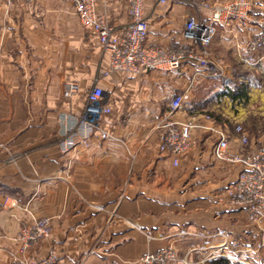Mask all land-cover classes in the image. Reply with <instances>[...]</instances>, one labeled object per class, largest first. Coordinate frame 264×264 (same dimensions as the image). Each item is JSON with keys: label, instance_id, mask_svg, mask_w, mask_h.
<instances>
[{"label": "crops", "instance_id": "0c3cea01", "mask_svg": "<svg viewBox=\"0 0 264 264\" xmlns=\"http://www.w3.org/2000/svg\"><path fill=\"white\" fill-rule=\"evenodd\" d=\"M251 1L264 16V0ZM99 11L117 28L129 22L125 1L104 0ZM144 13L148 45L184 42L190 0H145ZM259 30L219 27L210 52L226 66H263L264 55L245 52ZM89 37L85 41L67 0H37L33 7L0 0V264L42 260L52 252L57 264H139L145 254L168 247L178 254L171 264H214L234 252L241 264H255L245 239L258 229L228 201L241 167L213 155L221 134L233 153L244 152L235 128L249 101H234L222 80L202 77L191 65L177 74L111 73L99 80L112 108L103 123L109 137L94 136L91 148L63 153L62 131L70 122L64 119L84 114L86 88L97 79L103 48ZM102 64L108 70L107 53ZM71 80L81 91L69 101L63 91ZM182 95L184 106L173 118L196 125L195 146L175 165V157L159 151L160 123ZM40 217L51 218L52 232L22 255L20 230Z\"/></svg>", "mask_w": 264, "mask_h": 264}, {"label": "built area", "instance_id": "2783aa9c", "mask_svg": "<svg viewBox=\"0 0 264 264\" xmlns=\"http://www.w3.org/2000/svg\"><path fill=\"white\" fill-rule=\"evenodd\" d=\"M23 2L33 7L37 0H4L8 5ZM85 32L94 36L105 53L109 56V68L103 70V77L111 73L145 75L152 71L177 74L185 65L197 68V74L213 79H233L237 73L228 71L216 62L208 53L219 27L232 23L236 28L251 30L258 26L259 32L252 33L247 41L245 52L256 54L264 50V16L254 12L251 0H231L222 4H212L210 0H191L193 13L185 23L184 42H176L168 47H155L147 44L149 22L144 13L145 0H120L128 6L129 22L117 28L107 13L99 11L104 0H67ZM168 4L170 0H157ZM208 14H207V13ZM97 78L91 90L86 94V107L81 117H68L70 121L62 131L60 148L63 153L75 151L78 145L91 148L92 139L98 136L101 140L109 137L104 129L105 119L112 114L107 103L105 90L99 86ZM81 91L79 81H67L63 96L71 101ZM187 95L174 97L172 111L160 123L159 151L175 157V165H179L178 157L188 153L194 146L193 122H181L173 118V113L180 109ZM239 133L242 150L249 146L250 139L241 125L236 127ZM216 160L241 167L236 181L228 187L230 205L247 213V219L264 235V151H256L250 156L241 152L233 153L228 138L220 135L213 147ZM52 220L49 217L33 218L25 223L19 233L20 253L26 254L32 247L50 236ZM178 254L168 247L150 252L141 257L139 264H171ZM232 262H243L233 257ZM23 264H57V257L52 252L47 258L38 260L26 258Z\"/></svg>", "mask_w": 264, "mask_h": 264}, {"label": "rangeland", "instance_id": "374dc122", "mask_svg": "<svg viewBox=\"0 0 264 264\" xmlns=\"http://www.w3.org/2000/svg\"><path fill=\"white\" fill-rule=\"evenodd\" d=\"M191 1V0H190ZM218 33V31H217ZM217 36V35H216ZM89 35L86 34L85 32V41H89ZM216 38V37H215ZM215 42V40L213 41ZM88 47L85 44V48ZM211 46L208 48V53L211 55V57L218 62L219 64L222 65V67L225 69L226 73L228 71H235L237 74H242V75H247L251 76L252 78V83H254V86H252V91H251V97L249 102L246 104V107L248 108V113L246 114L245 120L242 121V127L246 133L249 135L250 143L249 146H247L242 154L244 156H250L256 151H264V65L263 66H253V67H246L242 65H233L231 66H226L220 60L212 55L211 51ZM100 54V64L98 66V69L96 70V78H101V72L104 70L102 69V61L104 60L106 53L104 50H99ZM264 55V50L259 51L256 54L253 55ZM251 55V54H248ZM264 64V60H263ZM91 90L90 88H86V92L88 93ZM86 93V94H87ZM184 104L182 105V107ZM236 129V128H235ZM237 132V131H236ZM254 138V146L256 148H252V138ZM232 166H236V169L240 167L238 164H229ZM230 204V203H229ZM244 223L248 226H251L249 223L247 216L245 217ZM254 234V239H245V242L250 244L253 248V256L251 259L255 264L258 263H263L264 262V235L260 231H256ZM257 235V236H256ZM258 237V238H257ZM229 248V245H228ZM250 253V252H248ZM243 254V253H241ZM233 257H238L241 255H236L235 252L232 254ZM232 258V257H231ZM228 259V258H227ZM240 259V258H239ZM230 264H241L239 262L235 263L232 262V260L229 258Z\"/></svg>", "mask_w": 264, "mask_h": 264}, {"label": "trees", "instance_id": "16d2710c", "mask_svg": "<svg viewBox=\"0 0 264 264\" xmlns=\"http://www.w3.org/2000/svg\"><path fill=\"white\" fill-rule=\"evenodd\" d=\"M222 80L223 84L226 85L224 90L234 101L248 102L250 99V86L252 83L251 76L237 74L233 79H218ZM214 264H230L228 259H219ZM238 264V263H237Z\"/></svg>", "mask_w": 264, "mask_h": 264}]
</instances>
